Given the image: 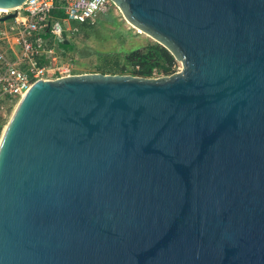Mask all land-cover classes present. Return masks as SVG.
Masks as SVG:
<instances>
[{"label": "water", "instance_id": "water-1", "mask_svg": "<svg viewBox=\"0 0 264 264\" xmlns=\"http://www.w3.org/2000/svg\"><path fill=\"white\" fill-rule=\"evenodd\" d=\"M110 1L182 70L31 87L0 144V264H264V0Z\"/></svg>", "mask_w": 264, "mask_h": 264}, {"label": "built area", "instance_id": "built-area-1", "mask_svg": "<svg viewBox=\"0 0 264 264\" xmlns=\"http://www.w3.org/2000/svg\"><path fill=\"white\" fill-rule=\"evenodd\" d=\"M111 5L114 6L110 0H25L13 10L0 9V18L16 13L11 20L0 21V41L9 43L14 37L20 53L11 60L0 50V102L20 98L32 84L43 80L46 67L36 61L47 55L41 34L59 37L67 30L66 25L93 24L98 15L109 12Z\"/></svg>", "mask_w": 264, "mask_h": 264}, {"label": "rangeland", "instance_id": "rangeland-1", "mask_svg": "<svg viewBox=\"0 0 264 264\" xmlns=\"http://www.w3.org/2000/svg\"><path fill=\"white\" fill-rule=\"evenodd\" d=\"M66 28L61 36L44 40L48 63L43 65L47 70L42 77L43 80L100 73L98 70L105 64L104 58L111 59L117 55L119 63L123 64L122 56L127 50L156 43L124 19L120 11L112 5L109 12L98 15L93 24L84 27L66 25ZM59 44L69 45L70 49L60 47ZM18 49L14 37L10 38L9 43L0 41V50L11 60L19 57ZM126 67L130 68L129 65ZM181 70V63L175 61L172 74H154L149 79L169 77ZM125 75L132 76L128 73ZM18 100L19 98L11 102L7 100L0 102L1 131Z\"/></svg>", "mask_w": 264, "mask_h": 264}, {"label": "trees", "instance_id": "trees-1", "mask_svg": "<svg viewBox=\"0 0 264 264\" xmlns=\"http://www.w3.org/2000/svg\"><path fill=\"white\" fill-rule=\"evenodd\" d=\"M54 15L63 17L59 12H55ZM76 26H89V23L84 22L81 24H72ZM41 37L46 40L51 38L48 32L41 34ZM60 47L69 48V45L59 44ZM123 64L119 63L118 56H114L111 59L104 58L103 66L98 70L101 74H118L125 75L130 74L140 78H150L154 74H172L175 65L174 58L170 53L157 43H149L142 47H136L127 50L123 56ZM37 64L47 65L48 60L44 55L36 58ZM129 65L130 68L126 66ZM0 132H1V117H0Z\"/></svg>", "mask_w": 264, "mask_h": 264}, {"label": "bare ground", "instance_id": "bare-ground-1", "mask_svg": "<svg viewBox=\"0 0 264 264\" xmlns=\"http://www.w3.org/2000/svg\"><path fill=\"white\" fill-rule=\"evenodd\" d=\"M2 10H3V11H7V10H4V9H2ZM39 81H42V80H38V81H36L34 84H36V83L39 82ZM34 84H32V85H31V86H30V87H29V88H28V89L22 94V96L19 98L18 102L16 103V105H15V107H14V109H13L11 115H10V118H9L8 122H6V124L3 126L2 131H1V133H0V144H1V141H2V139H3L4 134H5V132H6V129H7L8 125H9V123H10L12 117L14 116V114H15V112H16L18 106L20 105V103H21L22 99L24 98V96L26 95V93L31 89V87H32Z\"/></svg>", "mask_w": 264, "mask_h": 264}]
</instances>
